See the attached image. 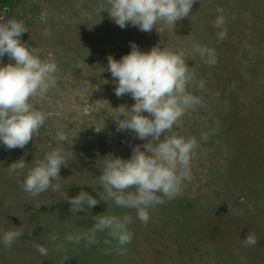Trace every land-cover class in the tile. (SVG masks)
Masks as SVG:
<instances>
[{"label":"rangeland","instance_id":"1","mask_svg":"<svg viewBox=\"0 0 264 264\" xmlns=\"http://www.w3.org/2000/svg\"><path fill=\"white\" fill-rule=\"evenodd\" d=\"M4 6L7 18L24 21L28 31L21 40L40 49L42 59L54 60L59 71L56 85L37 97L46 114L39 135L23 149L0 144V264H57L63 256V264H264V0H196L175 29L161 22L150 33L130 24L120 28L107 0H0ZM218 16L226 20L222 41L213 27ZM133 42L144 51L157 43L182 47L194 84L204 81L203 90L189 86L201 103L165 134L198 139L191 179L147 224L112 200L72 213L65 199L85 191L99 200L100 160L110 153L128 159L134 145L146 142L117 131V108L135 100L115 95L107 70L108 56L119 60ZM196 43L215 49L214 66L194 50ZM9 62L7 54L0 58V64ZM61 131L77 133L73 144L57 139ZM204 133L207 142L200 139ZM57 147L71 154L61 167L59 190L31 196L21 188L27 171ZM20 159L26 168L9 173L8 166ZM124 213L133 217V239L121 254H105V233L98 234V245L65 243L57 252L64 237L91 228L92 216ZM17 228L25 233L8 250L3 233ZM252 233L258 243L244 246ZM53 234L60 240L53 242ZM36 243L48 249V257L33 248Z\"/></svg>","mask_w":264,"mask_h":264},{"label":"clouds","instance_id":"2","mask_svg":"<svg viewBox=\"0 0 264 264\" xmlns=\"http://www.w3.org/2000/svg\"><path fill=\"white\" fill-rule=\"evenodd\" d=\"M107 3L110 18L120 28L130 24L141 32L150 33L154 28L159 31L157 26L161 22L175 29L178 21L189 17L196 0H107ZM225 24V18L218 16L213 25L220 29L217 33L220 41L227 37ZM26 31L24 21L0 15V58L7 54L10 61L0 64V144L7 150L23 149L39 135L46 114L40 110L37 97L44 96L56 85L59 71L54 60L42 59L40 49L30 47L27 41L21 40ZM193 48L205 63L215 65L214 48L198 43ZM107 70L116 83L115 95L118 98L130 95L135 100L131 107L121 105L117 108L114 115L117 131H128L146 142L134 145L128 159L110 153L100 160L102 172L99 185L103 191L99 192V200L85 191L71 198L66 195L65 199H68L72 213L90 210L100 200H112L118 207L134 209L137 218L147 224L151 213L166 200L178 197L184 182L191 179V160L199 147L198 139L195 136L165 134L178 124L189 109L201 103V98L195 91H189V86L193 85L196 91H200L204 89V81L194 84L195 74L189 68L182 47L173 48L167 44L161 47L160 43L144 51L133 42L131 51L119 60L108 56ZM76 135L69 137L61 131L57 139L71 140L73 144ZM200 139L207 142L209 135L204 133ZM70 155L60 147L46 153L27 171L21 188L31 196H38L49 189L59 190L61 167L69 164ZM25 168V161L20 159L10 164L8 171L20 173ZM92 186L95 188L96 185ZM91 219L90 229L64 237L63 242L57 244V252L64 249L65 243L83 241L85 247L98 245L101 242L98 239L100 233L106 234L103 240L108 246L105 254L109 253V249L121 254L131 243L133 217L130 214H98ZM24 233L22 228L5 231L2 236L5 248L11 250ZM51 240L56 242L60 237L53 234ZM257 243L254 233L243 239L246 247ZM33 248L41 256L48 257L46 247L36 243ZM67 258L61 257L57 264H63Z\"/></svg>","mask_w":264,"mask_h":264},{"label":"built area","instance_id":"3","mask_svg":"<svg viewBox=\"0 0 264 264\" xmlns=\"http://www.w3.org/2000/svg\"><path fill=\"white\" fill-rule=\"evenodd\" d=\"M8 11H9V8L7 6H4V7L0 8V15L5 16Z\"/></svg>","mask_w":264,"mask_h":264}]
</instances>
